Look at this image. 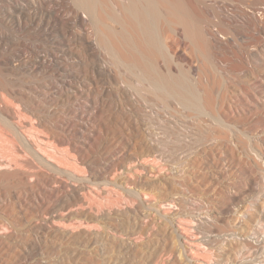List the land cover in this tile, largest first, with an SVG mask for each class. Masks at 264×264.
<instances>
[{
	"label": "rangeland",
	"instance_id": "obj_1",
	"mask_svg": "<svg viewBox=\"0 0 264 264\" xmlns=\"http://www.w3.org/2000/svg\"><path fill=\"white\" fill-rule=\"evenodd\" d=\"M12 1L0 0V264H196L188 240L205 264H264V0H191L198 22L152 28L154 47L143 28L76 23L60 0L43 13ZM227 241L235 256L220 261Z\"/></svg>",
	"mask_w": 264,
	"mask_h": 264
},
{
	"label": "bare ground",
	"instance_id": "obj_2",
	"mask_svg": "<svg viewBox=\"0 0 264 264\" xmlns=\"http://www.w3.org/2000/svg\"><path fill=\"white\" fill-rule=\"evenodd\" d=\"M13 1H14V4H15L16 3L15 0H13ZM13 1H12V3H13ZM53 1H55V0H37L36 1L37 2L36 3L37 6L35 5L36 7L34 6V8H37V10H39V11H41L43 13L45 10L48 9L47 7ZM60 1H62V5H63V2H64V4L66 5V8L73 14L74 18L76 19V23H80V24L86 23L87 25L100 28V27H105V25L107 24L106 22L109 20V21L113 22L114 24H117V25H119L121 27L130 26V27H136V28H138V27L139 28H143L144 35L146 37V41H147V43L150 46H153V43H154V41L152 39V33H151V29L152 28H157L160 24H163L164 22L167 23V24L174 23V24H177V25H183L185 27H191L192 25H194V24H196L198 22L197 16L193 12V10L195 9V5H194V2H192L191 0H60ZM19 2H21V1H19ZM26 2H28V0ZM26 2L23 5V7L21 6L23 4L22 2L17 4V5L21 4L20 6H15L14 4L13 5L15 6L16 10H18V11L24 10V12H25V9L30 6V3H26ZM10 4H11V2H10ZM30 8H31V6H30ZM31 10H32V8H31ZM29 11H30V9H29ZM29 11H27V12H29ZM80 12L84 13L87 16L86 17L87 19H85V20L83 19L82 20L81 18H79L78 14ZM6 13L10 15L9 12H6ZM109 21H108V23H109ZM192 36L194 37V34H192ZM6 41H7V39H5L3 36L0 37L1 45H5ZM0 91H1V89H0ZM176 91H177V93L180 92L181 95L184 96L185 100L187 101V104L190 107H194L196 109L199 108L198 98H197V96L193 93V91L189 87L184 86V89L176 90ZM3 92L4 91H2V93ZM4 95L5 94H2L0 96V100H2V102H4V101L8 102V100H9L8 96L6 97V98H8V100H7ZM10 103L12 104V102H10ZM15 106L16 105L13 106L14 109L16 108ZM20 116H19V118H20ZM15 117H17V116H15ZM24 119H26V118H24ZM22 122H24V121H22ZM25 123H27L26 120H25ZM18 124H17V126H18ZM21 125H23V123ZM31 126L33 127L34 124L31 125ZM36 126H34V127H36ZM25 127H26V125H25ZM25 127L24 126L23 127H21V126L20 127H15L16 128L15 130H16V132H17V130H19L21 132V131H24L23 129H25ZM28 128H29V132L30 133H31V131L34 132V129H35L36 134L34 132L35 135H32V134L30 135V133L28 134L26 131H24L23 133H24V135H26L27 138H25L24 136H22V137H24L27 140V142H28L29 139H30L31 142H32V140H33V142H35V140H37V138H34L33 136L36 137V135L38 133H42V131L40 130V132H39V128L40 127L38 129L37 128H34V129L32 128L33 130L31 129V131H30V126ZM26 130L28 131V129H26ZM42 130H43V128H42ZM37 131H38V133H37ZM13 134H15V132H13ZM43 135L45 137V133ZM14 136H16V135H14ZM29 136H32V137L29 138ZM39 136H41V134H39ZM39 136L37 135V137H39ZM48 137L49 136L47 135L46 138H48ZM32 138H34L35 140L32 139ZM48 139H46V140H48ZM41 140H43V139L40 138V140L38 141L39 144L43 143V142H41ZM45 141H44L43 144L47 145L45 143ZM51 141H52V139H51ZM31 142L30 143L28 142V144H30V145L33 144L34 147L32 149L34 150V152L36 151V154L38 156L40 155V158L43 157L46 160V162L47 161H49V163L52 162L50 160L51 158H52V160L53 159L54 160L55 159H59L58 162L55 161L56 167H58L56 169H58L60 171H63L65 174L72 175V176L74 174H76V173L78 174V172L76 170H74L75 169L74 167H73L74 169L71 170V168H72L71 167L72 164L70 163V157H72V156H70L71 154H69L68 152L66 154L67 157L70 156L69 159L66 158V159L69 160V162L66 159H64V158H63L64 161L62 160L61 157L65 155L64 152H62L63 148L62 149L60 148L61 150L58 149L57 146H56L57 147L56 148L54 145H52L53 142H52L51 146H50V143H49V146H50V149L53 148L54 151H52L53 149L50 150L49 147L47 149L45 146H43V144H41L43 148L39 147V144H38V146L36 145L37 148H35L36 147L34 145L35 143H33V142L31 143ZM44 148H46V149H44ZM66 149H67V147H66ZM49 150L52 151V153ZM58 151H61V152H58ZM13 152L15 153L14 154L15 158L16 157H18V158L20 157V155L18 156V153L16 154V152L14 150H13ZM56 153H59V155L61 157L57 158L58 154L56 155ZM62 153L64 155H62ZM14 157L11 160H13ZM18 158L15 159V161L13 160L14 164L17 166L18 162H19V164L22 166V164L20 163V159L21 158H19V159ZM11 160H7V161H9V163H13V161L10 162ZM60 160H61V162L63 161V164H64L65 161L68 162L67 163L68 165L66 166V164H64V166H63V164L59 163ZM4 163L0 164V168L1 169L5 168V166H6L5 169H8V167L10 168L11 165L8 166L7 165L8 163H6V161ZM58 163L60 164V166L57 165ZM55 164H53V165H55ZM70 164H71V166H70ZM15 165H14V167H15ZM49 165H52V164H49ZM20 167L17 166L16 168H20ZM2 170H4V169H2ZM73 170L76 171V172H74ZM33 173H35V172H33ZM35 177H37V176H35ZM143 196L145 198V195H143ZM134 210L135 209H133V211ZM133 214H134V216L137 215V216L142 217V219H145L147 222L149 221V219H148L149 218V215H148L149 213L146 214V213H144V211L143 212L134 211ZM176 222H177V226L176 227L181 231V233H183L184 235H188L186 232L189 230V228L191 226L187 225L186 220L181 218V217H177ZM188 244L191 246L190 248H188V251L194 257L195 263L196 264H205V260L203 259V257H201L202 255L200 256L201 253H200V250H199V247H198L199 246L198 242L196 240L195 241L194 240H188ZM218 253H219V255L217 254V257H219L220 261H223V260L225 261L226 260V262H229V259L235 256L236 246L234 245L233 242L227 241L224 244V246L222 247V249ZM234 260H235V258H234Z\"/></svg>",
	"mask_w": 264,
	"mask_h": 264
}]
</instances>
